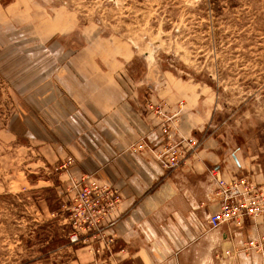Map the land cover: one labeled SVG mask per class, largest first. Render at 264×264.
Instances as JSON below:
<instances>
[{"label":"rangeland","instance_id":"374dc122","mask_svg":"<svg viewBox=\"0 0 264 264\" xmlns=\"http://www.w3.org/2000/svg\"><path fill=\"white\" fill-rule=\"evenodd\" d=\"M93 67L116 70L136 106L164 117L161 138L164 128L176 135L175 115L154 103L148 79L198 87L202 133L242 160L229 180L264 174V0H0V264H70L81 245L70 241L73 208L105 184L66 172L74 157L41 137L66 150L59 135H88L51 90L62 93L57 69ZM49 72L52 87L42 85Z\"/></svg>","mask_w":264,"mask_h":264},{"label":"crops","instance_id":"0c3cea01","mask_svg":"<svg viewBox=\"0 0 264 264\" xmlns=\"http://www.w3.org/2000/svg\"><path fill=\"white\" fill-rule=\"evenodd\" d=\"M57 70L55 83L62 93L51 90L54 99L80 113L75 122L88 135H59L66 150L41 139L47 147L56 146L59 155L66 151L74 157L75 165L66 172L93 175L117 196L94 229L80 228L81 245L70 264H264V217H244L217 229L208 224L221 203L209 171L218 169L229 180L231 171H242V160L238 153L232 155L234 162L227 160L218 139L202 133L209 114L198 87L168 75L158 74V84L156 78L148 79L154 103H163L167 117L175 115V139L196 136L203 142L197 155L169 168L155 159L153 150H135L140 142L159 145L164 117L136 106L116 70ZM49 75L42 85L52 87L54 73ZM256 173L252 179L264 184L262 170Z\"/></svg>","mask_w":264,"mask_h":264},{"label":"built area","instance_id":"2783aa9c","mask_svg":"<svg viewBox=\"0 0 264 264\" xmlns=\"http://www.w3.org/2000/svg\"><path fill=\"white\" fill-rule=\"evenodd\" d=\"M159 145L162 152L158 153L157 158L169 168L179 167L182 161L197 155L202 148L198 137H184L177 141L168 128H164ZM159 145L153 148L159 149ZM146 146L145 143H139L135 150ZM209 175L215 184V195L221 199L219 210L208 219L210 228L217 229L224 224L240 223L244 217H264V184L249 183L247 177L238 175L228 181L214 168L209 171ZM112 197H117L116 193L94 185L82 192L79 204L73 208L74 230L70 233L71 243L81 242L80 228L90 231L101 222L106 209L112 205Z\"/></svg>","mask_w":264,"mask_h":264},{"label":"trees","instance_id":"16d2710c","mask_svg":"<svg viewBox=\"0 0 264 264\" xmlns=\"http://www.w3.org/2000/svg\"><path fill=\"white\" fill-rule=\"evenodd\" d=\"M68 242V241H67Z\"/></svg>","mask_w":264,"mask_h":264}]
</instances>
